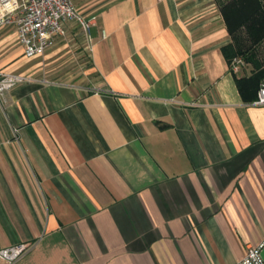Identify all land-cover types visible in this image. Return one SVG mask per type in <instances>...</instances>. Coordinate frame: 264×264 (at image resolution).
Returning a JSON list of instances; mask_svg holds the SVG:
<instances>
[{"label": "crops", "instance_id": "0c3cea01", "mask_svg": "<svg viewBox=\"0 0 264 264\" xmlns=\"http://www.w3.org/2000/svg\"><path fill=\"white\" fill-rule=\"evenodd\" d=\"M104 1L73 0L95 16L87 60L76 29L26 57L0 28V70L31 78L0 97V246L31 244L14 264H234L264 244V105L238 90L220 10Z\"/></svg>", "mask_w": 264, "mask_h": 264}, {"label": "built area", "instance_id": "2783aa9c", "mask_svg": "<svg viewBox=\"0 0 264 264\" xmlns=\"http://www.w3.org/2000/svg\"><path fill=\"white\" fill-rule=\"evenodd\" d=\"M18 4L19 7L14 12L5 14L0 28H14L16 39L26 57L43 54L58 38L66 36L72 25L78 28L84 49L90 53L91 27L95 16L79 12L73 0H18ZM242 65V60L235 58L230 69L236 72ZM30 80L28 75L0 70V97L16 84ZM253 103L264 105V79ZM30 247L31 244L25 242L0 246V263L14 264ZM261 247L262 245L249 248L234 264H264L260 256Z\"/></svg>", "mask_w": 264, "mask_h": 264}, {"label": "trees", "instance_id": "16d2710c", "mask_svg": "<svg viewBox=\"0 0 264 264\" xmlns=\"http://www.w3.org/2000/svg\"><path fill=\"white\" fill-rule=\"evenodd\" d=\"M226 24L231 41L223 46V55L231 66L240 58L242 67L249 74L236 78V84L243 98L257 94L264 79V0H215Z\"/></svg>", "mask_w": 264, "mask_h": 264}, {"label": "rangeland", "instance_id": "374dc122", "mask_svg": "<svg viewBox=\"0 0 264 264\" xmlns=\"http://www.w3.org/2000/svg\"><path fill=\"white\" fill-rule=\"evenodd\" d=\"M79 2L81 3V4H85L86 3V5L89 3V2H91V3H93L92 5L93 6H95L96 8H98V7H100V6H102L103 4H104V0H79ZM85 5V6H86ZM78 30V28L77 27H75V28H70V30ZM69 30V31H70ZM79 32V31H78ZM68 35H69V33L66 35V36H64L63 38H67L68 37ZM79 38H81V36L79 37ZM81 40H82V38H81ZM57 41V40H56ZM72 50H74V51H79L80 53H81V55H82V58L83 59H85V60H87L88 59V53H87V51L84 49V43H78L77 45H75V46H73L72 47ZM261 50L263 51V56H264V43L263 44H261ZM2 51H0V54H2L1 53ZM9 72H12V71H9Z\"/></svg>", "mask_w": 264, "mask_h": 264}, {"label": "clouds", "instance_id": "9594fccd", "mask_svg": "<svg viewBox=\"0 0 264 264\" xmlns=\"http://www.w3.org/2000/svg\"><path fill=\"white\" fill-rule=\"evenodd\" d=\"M19 7L18 0H0V22L6 13H11Z\"/></svg>", "mask_w": 264, "mask_h": 264}, {"label": "water", "instance_id": "95a60500", "mask_svg": "<svg viewBox=\"0 0 264 264\" xmlns=\"http://www.w3.org/2000/svg\"><path fill=\"white\" fill-rule=\"evenodd\" d=\"M260 256H261V258H262V260H263V262H264V244H263L262 247H261V250H260Z\"/></svg>", "mask_w": 264, "mask_h": 264}]
</instances>
